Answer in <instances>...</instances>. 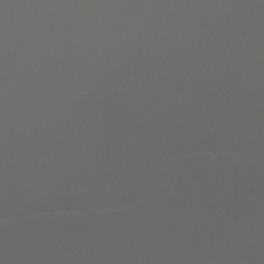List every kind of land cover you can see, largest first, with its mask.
Here are the masks:
<instances>
[{
  "label": "water",
  "instance_id": "obj_1",
  "mask_svg": "<svg viewBox=\"0 0 264 264\" xmlns=\"http://www.w3.org/2000/svg\"><path fill=\"white\" fill-rule=\"evenodd\" d=\"M0 264H264V0H0Z\"/></svg>",
  "mask_w": 264,
  "mask_h": 264
}]
</instances>
